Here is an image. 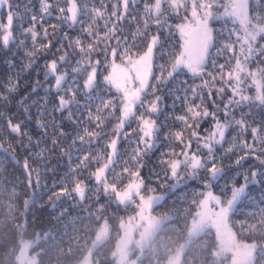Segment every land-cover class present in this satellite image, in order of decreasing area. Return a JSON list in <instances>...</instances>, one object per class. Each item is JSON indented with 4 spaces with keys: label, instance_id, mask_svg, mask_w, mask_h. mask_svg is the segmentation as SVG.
Listing matches in <instances>:
<instances>
[{
    "label": "snow or ice",
    "instance_id": "obj_1",
    "mask_svg": "<svg viewBox=\"0 0 264 264\" xmlns=\"http://www.w3.org/2000/svg\"><path fill=\"white\" fill-rule=\"evenodd\" d=\"M9 168L52 211L117 172L264 210V0H0Z\"/></svg>",
    "mask_w": 264,
    "mask_h": 264
},
{
    "label": "trees",
    "instance_id": "obj_2",
    "mask_svg": "<svg viewBox=\"0 0 264 264\" xmlns=\"http://www.w3.org/2000/svg\"><path fill=\"white\" fill-rule=\"evenodd\" d=\"M145 176L141 185L133 176L113 173L106 182V195L105 187L91 185L83 203L63 201L52 211L47 197L37 196L33 202L32 190L20 172L0 171V264H80L85 256L90 264H116L123 222L139 212L148 196L157 197L150 213L161 222L146 246L135 249L140 253L138 264H164L180 244L181 264H229L232 256L218 246L213 226L187 237L207 190L189 188L168 194L163 177L153 183ZM132 186L136 189L128 192ZM215 198L228 210L226 223L235 240L254 245L247 264H264V210L235 206L231 194L219 191ZM103 224L107 236L96 243Z\"/></svg>",
    "mask_w": 264,
    "mask_h": 264
},
{
    "label": "rangeland",
    "instance_id": "obj_3",
    "mask_svg": "<svg viewBox=\"0 0 264 264\" xmlns=\"http://www.w3.org/2000/svg\"><path fill=\"white\" fill-rule=\"evenodd\" d=\"M139 187V185L137 186ZM136 189V186H132L128 189V192H132ZM157 197L148 196L144 198L140 203L141 209L137 214L130 219L123 222L121 227V235L119 236L115 261L116 264H138L139 252L144 246H146L150 237L156 231L157 226L161 222V218L154 216L150 213L151 208L155 204ZM198 210L195 212L190 224L187 237H191L199 231L213 226L217 235L218 246L228 251L232 258L229 264H247L250 262L251 253L254 249V245L248 242H238L235 240L234 235L230 230V227L226 223L227 211L217 202L216 198L214 202L210 200V197L206 196L200 203ZM223 219L226 229L220 227V221ZM106 225L103 224L99 233L95 239L96 243L101 242L107 236ZM220 230L222 232H220ZM183 245L180 244L178 250L168 256V260L164 264H181V252ZM136 249V250H135ZM135 253V254H134ZM90 260L85 256L80 264H90Z\"/></svg>",
    "mask_w": 264,
    "mask_h": 264
},
{
    "label": "water",
    "instance_id": "obj_4",
    "mask_svg": "<svg viewBox=\"0 0 264 264\" xmlns=\"http://www.w3.org/2000/svg\"><path fill=\"white\" fill-rule=\"evenodd\" d=\"M224 228V229H226V226H225V224H224V222H223V219L220 221V227H219V229H221V228Z\"/></svg>",
    "mask_w": 264,
    "mask_h": 264
}]
</instances>
